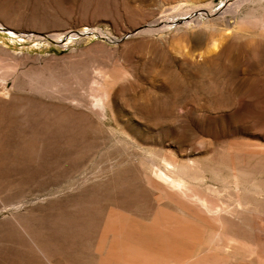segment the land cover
I'll return each mask as SVG.
<instances>
[{
  "label": "rangeland",
  "instance_id": "obj_1",
  "mask_svg": "<svg viewBox=\"0 0 264 264\" xmlns=\"http://www.w3.org/2000/svg\"><path fill=\"white\" fill-rule=\"evenodd\" d=\"M0 264H264V0H0Z\"/></svg>",
  "mask_w": 264,
  "mask_h": 264
}]
</instances>
